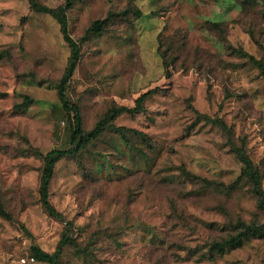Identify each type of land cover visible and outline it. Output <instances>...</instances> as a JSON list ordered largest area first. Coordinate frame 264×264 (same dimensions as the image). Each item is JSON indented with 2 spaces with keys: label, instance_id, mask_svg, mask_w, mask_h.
<instances>
[{
  "label": "rangeland",
  "instance_id": "rangeland-1",
  "mask_svg": "<svg viewBox=\"0 0 264 264\" xmlns=\"http://www.w3.org/2000/svg\"><path fill=\"white\" fill-rule=\"evenodd\" d=\"M31 1L51 9L64 2L0 0V207L8 215L0 214V264H20L33 247L53 254L65 232L77 249L64 246L56 264H264V238L208 257L230 222H263L248 187L202 191L183 173L225 186L240 175L227 136L198 121L203 115L244 144L264 189V79L236 53L264 61V0L75 1L67 20L81 58L66 99L84 131L112 107L132 108L152 93L140 114L113 121L129 130L130 145L109 129L57 162L48 193L63 221L43 210L39 184L44 155L69 147L57 85L70 51L58 23ZM173 36L160 49L178 57L167 78L158 40Z\"/></svg>",
  "mask_w": 264,
  "mask_h": 264
},
{
  "label": "trees",
  "instance_id": "trees-1",
  "mask_svg": "<svg viewBox=\"0 0 264 264\" xmlns=\"http://www.w3.org/2000/svg\"><path fill=\"white\" fill-rule=\"evenodd\" d=\"M76 0H64L63 4L56 8L51 9L34 1L30 2L31 8L34 12L46 14L52 17L59 25L60 33L63 41L69 48L70 55L67 65L65 67L63 76L57 85V97L61 104L62 110L69 121V147L67 149H52L46 153L43 157V168L40 175L39 184V199L43 210L50 217H53L59 221H63V216L58 213L49 202L48 186L52 179L55 165L58 161L64 158H76L80 152H82L89 144L100 138L107 130H114L124 140L126 145H130V141L127 137L129 130L124 128H116L113 126V121L125 113L128 114H140L145 101L150 97L151 91H147L141 94L136 100L135 105L132 108L126 107H112L96 124L89 130L84 131L82 127L80 113L76 106L69 104L66 99V88L71 81L76 66L81 58V50L78 42L74 41L68 28L67 12L72 9ZM135 0H129L130 3ZM104 21H96L91 25L89 32L92 35L99 36L102 34ZM177 36L166 37L160 39L158 46V55L163 61L164 74L168 78L170 75V69H173V63L178 59L174 56L175 48H172L170 54L167 50L160 51L165 44V48H171L172 42ZM183 41V37H181ZM235 51V50H234ZM240 56H246L249 63L258 71V74L264 79V61L257 59L252 55L243 54L241 51H236ZM6 52H0V60L6 57ZM181 69L183 67H180ZM30 100H26L28 104ZM198 121L216 124L221 131L227 136V143L234 154L237 161L241 164V172L238 178L229 186H225L222 183H215L203 178H199L187 172H183L184 177L187 178L192 186L201 185L202 191H213L216 193L231 194L235 192L240 184H244L248 187V190L254 199L256 210L263 218L262 223H247L243 220H237L235 223H229L227 229L224 230V236L218 241L213 242L208 249V257L214 260L216 257H221L232 250H236L244 246V244L254 239L264 238V189L262 187L261 173L256 168L254 163L248 157L244 150V144L241 143L237 146L232 139V132L222 121H215L206 116L198 115ZM140 141L145 143L150 148L149 141L144 137L142 133L131 131ZM184 170V169H183ZM0 214L4 217H8L6 212L0 207ZM66 245H71L75 249L74 240L65 232L59 240L56 250L53 254L43 252L37 247L32 248V255L38 262L47 264H56L57 257L60 255L62 248Z\"/></svg>",
  "mask_w": 264,
  "mask_h": 264
},
{
  "label": "built area",
  "instance_id": "built-area-1",
  "mask_svg": "<svg viewBox=\"0 0 264 264\" xmlns=\"http://www.w3.org/2000/svg\"><path fill=\"white\" fill-rule=\"evenodd\" d=\"M33 257H27L20 260V264H33L34 263Z\"/></svg>",
  "mask_w": 264,
  "mask_h": 264
}]
</instances>
